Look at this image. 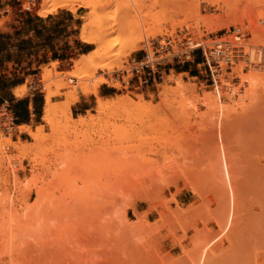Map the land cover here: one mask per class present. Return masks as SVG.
<instances>
[{"label": "rangeland", "instance_id": "rangeland-1", "mask_svg": "<svg viewBox=\"0 0 264 264\" xmlns=\"http://www.w3.org/2000/svg\"><path fill=\"white\" fill-rule=\"evenodd\" d=\"M194 1L102 0L90 15L104 28L125 23L107 32L106 45L121 42L114 52L124 53L125 40H142V47L114 55L112 72L99 67L88 83L129 67L144 55L149 36L163 39L160 55L166 59L158 67L162 77L148 88L102 83L98 95L81 92L85 73L75 65L97 44L75 46L87 43L81 28L90 10L80 6L54 12L77 18L69 31L75 35L72 51L40 66L35 54L0 57V63L18 64L5 65L0 76L5 95L22 80L21 97L31 94V81L43 84L35 93L45 95L46 84L59 92L53 123L41 118L27 124L44 128L47 139L38 142L20 125L9 133L0 129V141L10 137L13 143L9 151L0 146V264H264V81L255 89L244 82L251 72L244 60L213 83L200 49H191L192 42H210L246 25L255 30L245 46L259 42L262 47L251 48H264V39H256L264 38V0H205L208 8L200 0L199 11ZM42 2L20 11L29 0H0V51L17 45L4 40L19 35L6 24L25 13L40 15ZM48 67L53 71L44 80ZM184 67L191 72L175 70ZM63 80L70 86L61 88ZM75 87L79 100L92 101L70 120L64 108ZM124 95L143 102L97 111L99 96ZM81 117L88 123L81 124ZM21 141L32 145L22 155L14 148Z\"/></svg>", "mask_w": 264, "mask_h": 264}, {"label": "bare ground", "instance_id": "bare-ground-1", "mask_svg": "<svg viewBox=\"0 0 264 264\" xmlns=\"http://www.w3.org/2000/svg\"><path fill=\"white\" fill-rule=\"evenodd\" d=\"M100 1H102V0H43V2L41 3V7L38 10V13L41 16H47L48 14L54 13V12H56L57 10H59L61 8L69 9V10H73L74 11V10L77 9L76 6L84 7V8H87V9L90 10L89 14L87 16L83 17L85 20H84V23L82 24V28H81V37H82V40L84 42L96 43L97 47L93 51H91L89 54L84 55L83 57H85V58L79 59L77 61V64L75 65V66L78 67V70H83L81 72L85 73V75L83 74L84 75L83 77L85 78V80L81 83L80 90H81V92L83 94H86V95H89V94L98 95L99 86L102 83L103 84H105V83L106 84H110L111 86L117 87V88H119L121 86V83L118 82V81H115L110 74H109L108 77H106L104 75H99V77L92 84L88 83V81H87L90 77L93 76V73H94L93 70H95V69H97L99 67L102 68V69L108 68L109 71L112 72L113 66H111L112 62H111L110 58L119 53V52H114V51L116 50L118 45L121 44V42H119L117 39H114L111 43L106 45L105 41H106V38H107V32L109 30H111V31L112 30L113 31L114 30H120L122 28H125V26H126L125 23H123V22H121V23H117L116 22V23L110 24V26H107L106 28H104L103 25L102 24L99 25L97 21L90 20L89 19L90 15H91V18H92V16L95 13L98 5L100 6ZM213 1H215V0H213ZM194 2H195V8H196L197 11L202 9L203 5H202L200 0H196ZM191 3H193V2L191 1ZM213 3H215V2H213ZM218 3L220 4V2L217 1V3H216L217 6H219ZM205 4H206L205 8H208L207 6H210L209 5L210 3L207 2V1H205ZM216 4H214V5H216ZM234 21L235 22H233V23L234 24L236 23V25L240 24V23L242 24L240 19H235ZM248 27H249V30L251 32L255 30L254 27H252L254 30H252L249 25H248ZM161 31L162 30H159L155 34H162ZM108 35H109V33H108ZM152 37L155 38V36H152ZM258 37H260V38H256V39L257 40L260 39V42H261V40L264 39L261 34ZM148 38H149V36L147 37L146 40H148ZM256 39H255V41H256ZM141 41L142 40H139L136 43L131 44V42L125 40V43H123V45L125 47L124 50L125 49L126 50L129 49V50H128V52L125 50L124 53H122V52L119 53V56H127L129 54V52L141 48L142 45L140 44V46H139V43ZM258 43L259 42L254 43V44L249 43V45H251V47L255 46V45H256V47H257V45L262 47V45H260ZM194 46H196V45H194ZM246 46H245L246 49H244V53L245 54L243 56L248 61V66L251 67L250 68L251 72L248 73L249 75L245 76L242 79L246 83H251L254 86V89H255L257 86H259L264 81V72H263L264 70H263L262 67L261 68L257 67L258 66L257 63L260 60L261 54H262V56H264V48H260L259 49V48H256V47L255 48L254 47L251 48V47H246ZM109 59H110V61H109ZM121 65H122V63H121ZM53 67L55 68L56 64H54ZM118 68H119V66H118ZM51 71H53V68H51V67L49 69H47V70L46 69L43 70V72H42L43 76L42 77H44V80H46L49 77V74L51 73ZM81 72H80V74H81ZM224 78L221 77L220 81L222 82L223 87H226L227 86V81ZM168 80L170 81V79H168ZM68 83L69 82L67 80L66 81L63 80V83L61 84V88H66V87L70 86V84H68ZM166 86H168V85H166ZM24 87L25 86L16 87L15 90H14L15 95L18 96V97L23 96L24 92H26ZM75 88H74V91H72L73 94L71 95V98L69 99V101L67 102V104L65 106L66 108H64V110H66V109L68 110V115H69V119L70 120L73 119L72 105L75 102L79 101V96L77 95V92H76L77 88L76 89ZM180 88H181V85H180ZM183 88H185V86ZM166 89H168V88H166ZM181 90H182V88H181ZM44 91H45V106H44V117L43 118L49 124H52L53 123V116H55L54 114L57 113V111H58L57 107L55 106V104L53 102V97L57 96L59 92L53 91L50 88V85H48V84L45 85V90ZM164 91H166V90H164ZM166 92H168V91H166ZM141 98H139L138 100H133L129 96H127V95L125 96L124 95L121 98L119 97V99H117V100L116 99L112 100V99H104L103 97L99 96L98 97V104H97V111L99 113H104V112H107L109 110L115 109V108H117L119 106H126V105H129V104H131V105H141L142 102H143V100ZM92 119H94V118H92ZM87 121L88 120L86 118H84V117H81V119H80L81 124H86V123H88ZM20 128L25 129V131L28 132L38 142H40L44 138L45 139L48 138V136L45 133V129L44 128L40 129L38 131H34L27 124L20 125ZM12 144H13L12 143V139L10 137H6V140L0 141V146L4 147L7 151H9L10 147L12 146ZM14 148L16 150H18L20 155H22V154H26V152L29 149L32 148V145H28V143H24V142L21 141L20 145H18V146L16 145Z\"/></svg>", "mask_w": 264, "mask_h": 264}, {"label": "crops", "instance_id": "crops-1", "mask_svg": "<svg viewBox=\"0 0 264 264\" xmlns=\"http://www.w3.org/2000/svg\"><path fill=\"white\" fill-rule=\"evenodd\" d=\"M76 20L77 18L72 12L64 11L51 13L47 16L25 13L18 20L14 18L6 24V28L12 29V26L15 25L14 32L10 33L18 32V38L10 37L9 39L4 38V40L16 41L17 45L12 49L0 51V57L12 55V57L30 56V58H33L35 54L39 58L37 64L40 66L50 59H58L61 52L68 53L72 51L75 46H80L79 48L83 50L91 44L87 42L79 45L80 42H77L75 46L72 45V37L75 35L69 31L76 27ZM60 47L62 48L60 49ZM83 53H86V51ZM138 58L140 57H135V59ZM10 63H15V60L0 63V76L5 73V65ZM16 65L18 64L15 63ZM172 69L169 68L168 70L170 71ZM175 70L180 73H189L192 68L184 67ZM23 83L25 81L22 80L21 82L13 84L9 87L10 93L7 95L1 90L0 96L3 100L0 105L7 104L10 106L16 117V125L28 124L32 121L39 123L41 122V118H43L45 95L43 93H34L20 98L15 96L14 89ZM100 93L103 95L109 94L108 89L105 87L100 88ZM91 101V97L80 98L78 102L72 105V113L74 114L76 111V114H83V111L89 109Z\"/></svg>", "mask_w": 264, "mask_h": 264}, {"label": "built area", "instance_id": "built-area-1", "mask_svg": "<svg viewBox=\"0 0 264 264\" xmlns=\"http://www.w3.org/2000/svg\"><path fill=\"white\" fill-rule=\"evenodd\" d=\"M35 1L29 0V4L26 6L22 3L20 11H31ZM251 35L252 32L249 30L248 25H246V28L233 27V31H226L224 35L211 37L210 42H205V40L192 42L191 49H200L203 64L209 71L212 82L217 83L218 76L224 70L228 73H233V67L238 62L244 60L247 62L243 56L245 54L244 40L250 38ZM224 36L227 38H223ZM162 40L148 39L145 42L144 55L138 59H132L129 62V67L115 70L113 78L123 85H128L130 88L138 90L154 85L162 77L158 67L166 59V57L160 55L164 47ZM193 45L196 46L192 47ZM257 65L264 69V56L262 54ZM128 75H131V77L125 81L124 77ZM42 86L43 84L40 82L31 81L29 83L31 94H34L35 91L41 92ZM15 126L16 117L10 106L7 104L0 105V129L9 133L14 131Z\"/></svg>", "mask_w": 264, "mask_h": 264}, {"label": "trees", "instance_id": "trees-1", "mask_svg": "<svg viewBox=\"0 0 264 264\" xmlns=\"http://www.w3.org/2000/svg\"><path fill=\"white\" fill-rule=\"evenodd\" d=\"M4 85H5V83H3L2 85H0V91L4 89ZM2 100H3V99H2V97L0 96V103L2 102Z\"/></svg>", "mask_w": 264, "mask_h": 264}]
</instances>
